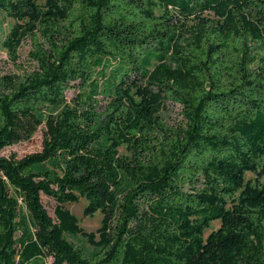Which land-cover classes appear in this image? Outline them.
<instances>
[{
	"label": "trees",
	"instance_id": "16d2710c",
	"mask_svg": "<svg viewBox=\"0 0 264 264\" xmlns=\"http://www.w3.org/2000/svg\"><path fill=\"white\" fill-rule=\"evenodd\" d=\"M0 14L1 47L16 62L28 38L34 63L0 77V264H264V0H0ZM39 129L41 151L1 154ZM80 198L95 233L64 207Z\"/></svg>",
	"mask_w": 264,
	"mask_h": 264
},
{
	"label": "rangeland",
	"instance_id": "374dc122",
	"mask_svg": "<svg viewBox=\"0 0 264 264\" xmlns=\"http://www.w3.org/2000/svg\"><path fill=\"white\" fill-rule=\"evenodd\" d=\"M36 4L43 8L45 5V0H36ZM12 21L2 14H0V42L3 37L7 33ZM32 51L31 41L28 38H25L21 43L20 48L17 51L18 58L16 62L10 57V54L4 50L0 45V77L9 74L21 75L23 72H26L29 68L34 66V63L30 60L29 54ZM72 92L67 93V96L70 97ZM165 108L160 112V116L166 121L168 126H175L181 120V108L178 105L172 104L170 102H166ZM42 141H43V131L39 129L33 137L26 142H21L11 147H7L3 149L1 154L5 157H10L14 155L17 158H22L26 155L36 153L41 151L42 149ZM246 179L251 181L252 184H255L256 176L248 173L246 175ZM262 183V181H260ZM42 204L46 209L47 213L54 217V209L56 207V203L48 197L42 196ZM86 206V202L84 199L80 198L77 203L73 204H65L64 207L68 209L74 216H76L80 221V226L87 232L95 233L96 230L100 227L101 223V215L98 213L92 219L84 218L83 211ZM219 221H214L210 224L209 228L206 229L203 233L204 238L217 230L219 228Z\"/></svg>",
	"mask_w": 264,
	"mask_h": 264
}]
</instances>
